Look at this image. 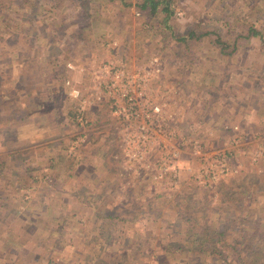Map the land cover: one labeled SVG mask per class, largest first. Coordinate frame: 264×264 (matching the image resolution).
I'll return each instance as SVG.
<instances>
[{
  "label": "rangeland",
  "instance_id": "1",
  "mask_svg": "<svg viewBox=\"0 0 264 264\" xmlns=\"http://www.w3.org/2000/svg\"><path fill=\"white\" fill-rule=\"evenodd\" d=\"M19 1L0 0V264H264V0H172L173 30L230 54L142 0Z\"/></svg>",
  "mask_w": 264,
  "mask_h": 264
},
{
  "label": "trees",
  "instance_id": "2",
  "mask_svg": "<svg viewBox=\"0 0 264 264\" xmlns=\"http://www.w3.org/2000/svg\"><path fill=\"white\" fill-rule=\"evenodd\" d=\"M171 6L172 0H142L139 5L142 10H149V14L151 17L158 18L160 15H164L165 18L163 22L165 24V28L170 31L172 37L175 39L176 42L181 44H189L190 41H201L203 38L210 37V35L215 34L214 36L216 38V45L218 46V48L220 47L222 54L227 53L228 49H230V46L227 45V42L223 40V37L218 32L214 33L215 31H212L211 29L207 30L206 33H203L201 27L199 26H197L198 29L192 28L184 33H180L173 30L172 26H169L168 24L169 19L173 14ZM251 37H260L261 39H263L261 34L258 33V31L254 28L249 30L246 38L248 39ZM218 236H220V238H223L224 233L219 234ZM172 247V245H169L167 249L170 250Z\"/></svg>",
  "mask_w": 264,
  "mask_h": 264
}]
</instances>
